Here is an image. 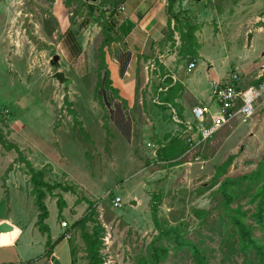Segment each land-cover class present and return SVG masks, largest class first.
<instances>
[{"label":"rangeland","instance_id":"obj_1","mask_svg":"<svg viewBox=\"0 0 264 264\" xmlns=\"http://www.w3.org/2000/svg\"><path fill=\"white\" fill-rule=\"evenodd\" d=\"M50 2L0 0V217L9 216L10 208L11 219L23 228L19 250H26L25 260H41L49 237L56 241L65 228L64 235L70 239H66L68 245L58 248L59 256L69 263L71 251L74 254L73 248H77L73 264H86L84 228L75 224L87 217L89 231L99 223L105 228L103 264H139L160 232L154 218L157 207L158 216L169 224L186 222L189 237L207 248L211 264H250L244 254L225 252L227 244L222 243L220 226L225 232L226 213L219 184L214 185L213 178L217 167L231 155L234 162L225 176L250 173L264 160V91L247 120L236 118L196 153L154 163L155 175L145 180L144 187L139 181L147 178L151 167L137 170L142 167L141 158L148 155L135 157L140 150L136 138L131 145L127 134L113 128L109 110L101 101L103 81L98 70L77 73L72 61L65 59L60 69L71 82L54 77L57 68L51 63L61 49L49 37L54 26L58 27ZM184 7L182 16L201 17L200 41L206 58H199L201 76L191 83L203 102L215 107L212 82L231 78L236 72L241 76V88L264 85V0H189ZM188 29L194 31L196 39L184 41V45L189 51L195 45L201 47L196 35L200 25L195 22ZM185 53L183 62L189 63L190 55ZM260 78L263 81L256 84ZM150 113L158 117V123L165 121L164 109ZM152 114L149 117L156 123ZM142 119H136L138 135L144 133L145 122L148 132L156 127ZM170 144L171 140L165 143V149ZM146 145L147 141L143 146L149 153ZM27 162L42 170L54 185L46 197L50 212L47 234L31 227L39 208ZM113 192L123 198V207L114 205ZM134 194L141 198L136 206L131 204ZM241 202L249 210L248 220L256 226L257 237L264 242V227L251 216L257 203H250V196ZM65 220L68 226L62 225ZM160 244L165 246V240L156 241ZM169 246L172 250L161 264H195L191 253L178 251L174 242Z\"/></svg>","mask_w":264,"mask_h":264},{"label":"crops","instance_id":"obj_2","mask_svg":"<svg viewBox=\"0 0 264 264\" xmlns=\"http://www.w3.org/2000/svg\"><path fill=\"white\" fill-rule=\"evenodd\" d=\"M188 1L179 0L172 13L168 10V0H51L50 2L55 25L58 27L54 26L49 37L51 40L54 38L55 41L52 42L61 49V53H57L61 56V64L65 59L72 61V67L77 73L85 69L98 70V74L100 70L102 71L101 101L109 110L113 128L123 135L127 134L131 145L136 138L140 150L135 152L137 155L135 157L148 155L147 159L143 160L144 156L141 158L142 167L137 173L143 172L144 168L155 167L154 163L163 161L159 154L165 148V143L174 136L187 138L185 121H194L193 107L207 106L213 113L218 112V105L214 107L210 103L203 102L197 88L191 83L201 76L198 73V69L201 68L199 58H206L200 41L203 29L200 23L201 17L190 19L184 15L180 18L183 24L180 26L182 33L188 31L195 22L200 25L196 35L199 36L201 49L195 45L189 51L184 45L181 33L176 30L177 22L174 14L186 11L184 6ZM199 1L203 2V0ZM121 5H124V10L112 15L111 18L107 17L104 7ZM193 50L198 53L197 57L194 56ZM184 51L190 55L189 63L195 60L199 65L192 72L188 70L189 63L183 62L186 54ZM106 70L109 71L112 80L110 86L106 82ZM160 108L165 110V121L160 120L158 123V117L150 113V110ZM182 113H184L183 117ZM151 114L156 118V123H153L152 117H149ZM137 118L147 119L149 124L156 127L148 132L149 126L145 122L144 133L142 134L141 129L142 135H138L135 128ZM146 141V147H150L149 153L143 146ZM135 157L131 159L136 161ZM155 158H158V161H155ZM152 170L151 167L146 172L147 178L139 181L144 187L145 180L149 181L155 175ZM135 199L139 202L141 200L134 194L131 200ZM39 213L40 211L32 221L33 228H39L37 225ZM22 232L23 228L11 219L9 208V216L0 217V264L28 262L25 260L26 250H19ZM64 233L65 228L59 237L62 238L60 243L55 245L54 256L63 264H73L76 261V251L74 254L71 251L69 263L64 262L58 254V248L69 243L66 239L70 238ZM39 260H30L32 262L27 264H54V261L52 262L47 256V248L43 258Z\"/></svg>","mask_w":264,"mask_h":264},{"label":"trees","instance_id":"obj_3","mask_svg":"<svg viewBox=\"0 0 264 264\" xmlns=\"http://www.w3.org/2000/svg\"><path fill=\"white\" fill-rule=\"evenodd\" d=\"M178 1L179 0H168V10L170 13L174 12ZM181 14L182 12L174 14L177 22L176 30L181 33L183 41L196 39L194 31L192 33L188 29L185 33L181 32L180 26H178L182 24V19L180 20ZM193 30H195V27ZM102 66L103 68L105 67L104 61L102 62ZM106 73V82L110 86L112 81L110 73L108 70H106ZM99 74H102L101 70ZM262 81L263 78H260L256 81V84H260ZM182 115L183 113L181 116ZM188 149L189 144L187 138L174 136L168 149L164 148L161 150L159 156L161 160L169 162L182 158ZM234 158L235 156L231 155L223 164L219 165L217 167V173L213 178L215 179L213 184H219L218 191L223 196L222 203L226 213L223 217L224 220L226 219L225 232L222 225L220 226V230L222 231L220 234L223 235L222 243L225 242L227 244L225 252H231L234 256L235 253L244 254L246 261H249L250 264H264V242H261L260 238L257 237L255 233L256 226L248 220V218H250L249 210L244 209V205L241 202L242 198L250 196V203H257L256 211H254L251 216L257 219L259 224L264 227V160L259 164L256 170L250 173L237 177L225 176L228 168L233 164ZM27 163L33 174L32 180L35 184V201L40 211L37 225L42 232L47 234L50 232V227L46 224V219L49 217L50 212L46 203V197L48 192L53 190L54 185L46 180L45 173L42 170H37L30 162ZM224 176L225 178L223 179ZM113 195L116 194L113 192ZM156 211H158L157 207H155L154 218L160 232L155 237L154 242L149 246L148 254L140 258L139 264H161L163 259H167L172 250L169 246L170 242H174L177 249H179L178 251L184 249L191 253V257L195 264H211V257L207 248L189 237V229L186 222L169 224L166 219L162 220ZM88 221L89 219L85 217L75 224V226L82 225L84 228L82 237L86 243V248H84L86 251L84 250L83 259L86 261V264H103L105 258L101 249L103 247L102 238L105 234V228L99 223L97 226H94V230L91 232L85 227ZM230 225L232 228H229ZM233 237L236 238L235 242H232ZM61 239L62 238H59L56 243H54L50 236L47 241V256H49L52 262L55 259V245ZM162 240H165V246L163 244L156 245V241ZM166 242H168V246H166Z\"/></svg>","mask_w":264,"mask_h":264},{"label":"built area","instance_id":"obj_4","mask_svg":"<svg viewBox=\"0 0 264 264\" xmlns=\"http://www.w3.org/2000/svg\"><path fill=\"white\" fill-rule=\"evenodd\" d=\"M124 9V5L104 7L108 18ZM196 66L197 62L193 60L189 63L188 70L192 72ZM240 80L241 76L236 72L233 73L231 78H223L222 81L215 80L212 82V99L219 105L217 113H213L207 106L198 105L193 107L196 121L186 122L189 149L185 155L196 153L205 142L225 126L234 122L236 118L247 120L254 114L256 102L263 94L264 85L262 83L256 86L252 85V87L249 86L248 89L241 88L238 85ZM110 192L112 195V191ZM123 201L120 195H116L114 205L121 208L124 205ZM62 225L68 226L69 222L65 220Z\"/></svg>","mask_w":264,"mask_h":264},{"label":"water","instance_id":"obj_5","mask_svg":"<svg viewBox=\"0 0 264 264\" xmlns=\"http://www.w3.org/2000/svg\"><path fill=\"white\" fill-rule=\"evenodd\" d=\"M252 38H253V34H250V36H249V45H251ZM60 59H61V56L59 54H56L54 56V59L52 60V63H51L52 66L57 68V72L54 74V77L57 78L58 80H60V82H67V83L71 82V79H69L66 76L65 72L59 69L60 65H61ZM131 204L133 206H136V205H138V202H137V200H132ZM54 264H63V263L61 262L60 259L55 258L54 259Z\"/></svg>","mask_w":264,"mask_h":264},{"label":"bare ground","instance_id":"obj_6","mask_svg":"<svg viewBox=\"0 0 264 264\" xmlns=\"http://www.w3.org/2000/svg\"><path fill=\"white\" fill-rule=\"evenodd\" d=\"M209 141V140H208Z\"/></svg>","mask_w":264,"mask_h":264}]
</instances>
